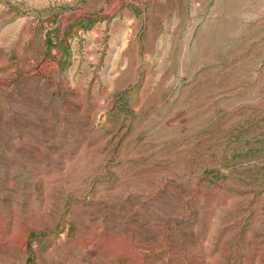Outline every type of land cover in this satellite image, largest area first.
<instances>
[{
    "label": "rangeland",
    "instance_id": "1",
    "mask_svg": "<svg viewBox=\"0 0 264 264\" xmlns=\"http://www.w3.org/2000/svg\"><path fill=\"white\" fill-rule=\"evenodd\" d=\"M0 264H264V0H0Z\"/></svg>",
    "mask_w": 264,
    "mask_h": 264
}]
</instances>
